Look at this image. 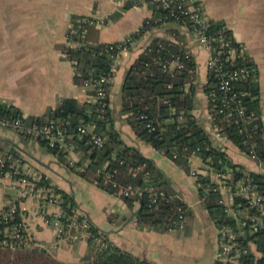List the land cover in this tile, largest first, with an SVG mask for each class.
I'll list each match as a JSON object with an SVG mask.
<instances>
[{
    "label": "crops",
    "instance_id": "1",
    "mask_svg": "<svg viewBox=\"0 0 264 264\" xmlns=\"http://www.w3.org/2000/svg\"><path fill=\"white\" fill-rule=\"evenodd\" d=\"M128 0H0V101L19 108L24 117H46L62 98L73 97L79 101L94 100L93 84H76L74 61L63 47L68 45V33L74 27L73 19L93 17L102 21L88 27V43L117 42L136 32L153 10L146 5L126 7ZM189 1V0H186ZM209 21L224 22L234 39L242 43L247 55L256 64L260 87V105L264 123V0H198ZM185 46L197 62L196 107L194 113L211 133L208 121V98L203 85L208 81V52L188 28L182 26ZM171 38L166 27L153 28L116 59L115 74L110 88V107L115 126L128 145L138 148L151 158L164 172L168 189L187 203L190 215L184 227L166 232L149 227H139L135 216L140 202L130 206L121 196L100 188L62 163L39 139L23 136L0 125V150L16 152L38 167L47 180L72 194L78 210L95 226L104 231L108 239L121 248L157 264H197L181 257L183 230L199 213L208 219L206 240L207 260L215 264L218 251V227L201 201L199 185L186 170L141 139L123 114V84L127 72L152 37ZM60 146L76 161L86 162V152L67 136ZM216 147H224L232 160L244 167L264 173L250 157L241 163L239 156H247L232 142L215 140ZM11 200L19 201L25 210V223L32 239L50 249L60 260L82 263L90 251L89 241L77 231L59 237L53 227L40 216L39 204L30 197L20 198L19 188L8 175L0 176V208ZM49 211L57 210L49 205ZM194 227H196L194 225Z\"/></svg>",
    "mask_w": 264,
    "mask_h": 264
},
{
    "label": "trees",
    "instance_id": "2",
    "mask_svg": "<svg viewBox=\"0 0 264 264\" xmlns=\"http://www.w3.org/2000/svg\"><path fill=\"white\" fill-rule=\"evenodd\" d=\"M132 1L126 2V7H132ZM152 10V16L148 17L139 30L131 35L136 43L140 41L143 35L153 28L166 27L172 34L171 38L163 36H154L149 43L145 45L129 68L123 84V114H128L127 121L133 127L135 133L144 141L151 144L159 152L164 150V155L172 159L181 168L192 176L196 182L205 184L209 181L210 175L200 173L198 179L192 174L193 164L190 161V152L196 150L197 157L207 165L211 172L224 170L225 164H230L235 168L236 181L241 176V169L244 165L238 164L228 155L227 150L216 147L211 139V133L205 128L195 115L196 95L199 83H197V62L193 55H189L188 48L185 46L184 35L180 28L182 21L169 16L168 9L159 6V3L149 5ZM81 18V17H80ZM78 17H74V27L78 25ZM190 21L187 19L186 28L191 31ZM185 27V26H184ZM227 28L226 33L230 35L233 42L237 41L232 35V31L224 22L210 21V30L217 31ZM77 38L74 33H68V40ZM109 43H87L78 47L68 45L63 47L66 56L74 61L76 73L74 82L76 84H94L102 76H111L113 78L115 69L113 67L114 58L112 54L116 50L109 52ZM133 44L129 46L132 48ZM179 58L182 67L175 68L174 72L164 69L163 64ZM235 65H246L258 75V70L254 61L247 56L246 59H236ZM217 86V78L211 71L208 72V81L203 85L206 95ZM240 90L246 91L245 96L247 112L254 113V120L246 124L247 130L241 132L242 120L235 116L232 121H228L213 105H209V111L214 116L213 123L223 127L222 131L227 134L231 142L243 152L248 149L243 140L248 138L252 144H255L254 151L257 159L264 164V123L262 120V109L260 105V87L258 79L252 78L239 82ZM111 88V83L109 84ZM95 91L93 92V95ZM176 107V113L173 114L171 108ZM183 115L179 118V114ZM0 114L22 116L26 122H43L51 118L60 120H70L67 136L72 135L73 140L86 152V158L89 163L83 171L77 170L75 166L70 165L68 161V152L58 144L50 148L42 141L48 149L58 155L60 161L65 163L70 169L76 171L85 179L94 182L99 180L97 185L105 191L121 196L130 206L134 202H140V208L135 216V223L139 227H149L156 231L166 232L178 226L180 220L179 206H185L187 203L181 198L176 197L172 201L161 199L159 209L155 210L148 206V189L155 188L164 190L166 194L171 195L165 180L164 172L151 159L143 155L136 147L128 145L120 130L115 126V117L111 107L106 111H101L96 101H79L77 98H62L57 107L50 109L46 117H24L21 110L14 105L6 104L0 101ZM147 115L148 119L154 122L160 119L162 125L155 130L150 131L146 127L147 118H141V115ZM80 123L86 125H95L94 131L105 139L103 147H94L89 142V135H81L77 131ZM256 126V127H255ZM187 147L188 150H184ZM179 150L181 156L173 158L174 150ZM1 151V150H0ZM18 155L16 152H12ZM222 160V162H219ZM84 162L79 161L77 165ZM143 165V170L135 177L129 172L133 166ZM118 173L115 178L121 184L132 183L134 186L141 187L144 191L141 197H125L120 186L113 185L112 182H105L101 175L102 171ZM208 170V171H209ZM149 171V175L145 172ZM255 182L259 185L260 191L264 193V173L252 171ZM235 183V182H234ZM38 186L51 188L55 193H59L63 199V206L69 213L78 208L74 196L63 189L52 185L44 176L38 183ZM200 197L202 196V187H199ZM221 193L211 192L202 202L210 216L214 219L218 231L224 224L235 225V217L225 211V206L219 203ZM237 199V202H241ZM187 206V205H186ZM190 215L188 208L187 216ZM92 230L102 231L92 223ZM104 232V231H102ZM105 233V232H104ZM106 234V233H105ZM107 236V234H106ZM108 237V236H107ZM108 239V238H107ZM254 240L257 249L262 252V256L255 257L253 251L239 256L238 264H264V228L258 233L244 237L243 244L248 245V240ZM109 240V239H108ZM90 251L82 263H68L60 260L50 249L32 241L29 246H22L15 251L6 248H0V264H157L138 257L128 250L113 244L109 240L108 247L97 245L92 239H88ZM217 264H222L219 261ZM231 264V263H226Z\"/></svg>",
    "mask_w": 264,
    "mask_h": 264
},
{
    "label": "built area",
    "instance_id": "3",
    "mask_svg": "<svg viewBox=\"0 0 264 264\" xmlns=\"http://www.w3.org/2000/svg\"><path fill=\"white\" fill-rule=\"evenodd\" d=\"M129 1V0H128ZM134 5L149 6L152 3H159V6L168 9L169 16L182 21L185 27L187 19L190 21L192 34L197 39V42L203 46L208 52V71L215 74L217 78V86L212 88L208 94V107L213 105L217 112L228 121H232L235 116L242 120L240 129L246 133V124L251 123L255 116L254 113L247 112L245 96L246 91L240 90L239 82L247 79H257V74L254 69L246 65H235L236 59H246L248 56L242 43L235 44L228 33L227 28L217 31L210 30V21L206 17V13L198 0H130ZM102 21L93 17H81L78 20V25L73 27L71 33H74L77 38L68 40L73 47H78L87 44L86 31L92 25H98ZM136 42L132 35H128L124 39L108 44V51L116 50L112 54L114 58L113 67L116 68V59L119 54L127 49L131 44ZM187 47V46H186ZM192 55L190 50L187 51ZM164 69L169 72H174L175 68L182 67L179 58L167 61L163 64ZM112 82L111 76H102L98 78L94 85V101L98 102L101 111H106L110 107V88ZM172 113H176V107L171 108ZM182 113L179 118H182ZM141 118H147V115L142 114ZM214 116L208 110V121L211 126V139L231 142L227 134H225L219 124L213 123ZM70 120H60L51 118L43 122L29 123L22 116L3 115L0 114V125L10 128L20 135L29 136L42 140L50 148L56 147L67 137L68 126ZM162 125V121L158 119L153 121L148 119L146 127L153 131L158 126ZM256 127V126H255ZM95 125H86L80 123L77 131L81 135H89V142L94 146L101 148L105 144V139L100 134L94 131ZM248 151L244 153L252 160L256 161L260 166L263 165L258 159L254 151L255 144H252L248 138L243 140ZM223 148L224 147H219ZM184 150H188L187 147ZM160 153L164 154V150ZM190 161L193 164L191 174L198 179L201 172L210 175V180L205 184L197 182L199 187H202L201 201L208 197L211 192L221 193L219 203L225 206V211L235 217L236 224H224L218 232V251L216 262L222 264L231 263L238 264L239 256L254 252L255 257L262 256V252L257 249L254 240H248V245L243 244L244 237L252 236L264 228V193L260 191L259 185L255 182L252 170L248 168L241 169V176L234 181L235 171L238 168L230 164H225L224 170L211 172L198 157L196 150L190 152ZM179 150H174L173 158L181 156ZM70 165L75 166L77 170L83 171L89 163L84 162L82 165H77L79 161L68 156ZM222 162V160H219ZM144 166L138 165L129 168V172L133 177L137 176ZM209 170V171H208ZM118 171L115 169L112 173L102 171L101 175L105 182H112L115 186H120L125 197H141L143 189L139 186H134L132 183L121 184L115 178ZM10 176L14 183L19 188L20 198L30 197L34 199L41 208L40 216L45 224L50 225L55 229L59 237H63L68 233L77 231L81 233L87 240L92 239L101 247H108L109 240L106 234L102 231L95 232L92 230V222L82 214L78 208L73 209L69 213L64 209L63 199L61 194L55 193L51 188L38 186L37 183L44 177L41 170L32 163L25 160L21 155H16L10 151H0V176ZM149 175V171L145 172ZM99 180H96L97 184ZM235 182V183H234ZM149 202L148 206L152 209H159L161 199L172 201L176 195L166 194L164 190L155 188L148 189ZM241 199V202H237ZM49 205L57 207L55 211H49ZM187 205V204H186ZM179 206L180 220L179 227H184L189 206ZM32 237L28 233L25 223V210L21 207L19 201L11 200L9 203L0 208V248L10 249L15 251L22 246H29L33 242ZM217 264V263H215Z\"/></svg>",
    "mask_w": 264,
    "mask_h": 264
},
{
    "label": "rangeland",
    "instance_id": "4",
    "mask_svg": "<svg viewBox=\"0 0 264 264\" xmlns=\"http://www.w3.org/2000/svg\"><path fill=\"white\" fill-rule=\"evenodd\" d=\"M248 156H239L238 160L241 163H249ZM194 225L196 227H194ZM208 230V219L205 215L198 212L194 220H190L187 223L186 228L180 230L185 235L181 243V257L184 259H190L194 263L204 264L207 260L206 254V240Z\"/></svg>",
    "mask_w": 264,
    "mask_h": 264
}]
</instances>
